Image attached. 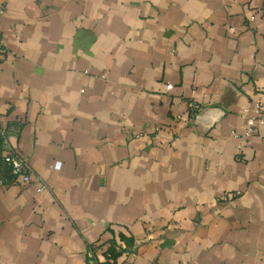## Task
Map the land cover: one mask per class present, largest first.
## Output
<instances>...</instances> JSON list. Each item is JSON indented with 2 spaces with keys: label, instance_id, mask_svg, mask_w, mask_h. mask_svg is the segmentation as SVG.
Wrapping results in <instances>:
<instances>
[{
  "label": "crops",
  "instance_id": "crops-1",
  "mask_svg": "<svg viewBox=\"0 0 264 264\" xmlns=\"http://www.w3.org/2000/svg\"><path fill=\"white\" fill-rule=\"evenodd\" d=\"M0 8V264H264V0Z\"/></svg>",
  "mask_w": 264,
  "mask_h": 264
},
{
  "label": "built area",
  "instance_id": "built-area-1",
  "mask_svg": "<svg viewBox=\"0 0 264 264\" xmlns=\"http://www.w3.org/2000/svg\"><path fill=\"white\" fill-rule=\"evenodd\" d=\"M4 15V10L0 8V22ZM234 29H230V33H234ZM4 51V41L2 33L0 31V54ZM168 90H172V86L167 87ZM188 108L192 114H196L201 110V106L195 103H189ZM250 111L245 112L246 117V132L245 138L249 139L254 136L257 129L264 126V104L257 102L252 109V115H249ZM3 144L0 145V170L3 172V177L0 178V187H10L15 184L27 185L37 180L38 187L37 193H44L46 186L42 179L38 177L32 167L30 161L27 158L22 157L16 151H14L7 142L5 134L2 135ZM236 194H227L223 197L224 201L230 200L232 197H236ZM97 248L91 246L88 249L87 257L92 264H99L97 260Z\"/></svg>",
  "mask_w": 264,
  "mask_h": 264
},
{
  "label": "trees",
  "instance_id": "trees-1",
  "mask_svg": "<svg viewBox=\"0 0 264 264\" xmlns=\"http://www.w3.org/2000/svg\"><path fill=\"white\" fill-rule=\"evenodd\" d=\"M113 253H114V251L112 249L109 250L108 253H107V255H106V257L109 258V259H111L113 257Z\"/></svg>",
  "mask_w": 264,
  "mask_h": 264
}]
</instances>
